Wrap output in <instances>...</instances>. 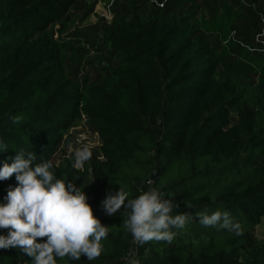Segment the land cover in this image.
Segmentation results:
<instances>
[{"label":"trees","instance_id":"16d2710c","mask_svg":"<svg viewBox=\"0 0 264 264\" xmlns=\"http://www.w3.org/2000/svg\"><path fill=\"white\" fill-rule=\"evenodd\" d=\"M77 2L0 0V139L9 147L0 153V165L21 149L35 152L36 162L40 156L50 160L58 135L69 126L66 117L74 110L47 70L53 56L43 34ZM234 22L224 12L203 18L201 26L227 41ZM127 27L115 39L132 52L94 96L103 161L92 167L91 205L109 235L95 261L65 257L57 264H128L132 256L137 264H264V244L254 238L264 217V92L229 78L217 82L209 46L187 39L185 24L175 17ZM15 175L0 181V203L17 185ZM118 183L129 198L150 187L165 199L174 193L180 207L173 215L189 213L191 219L174 230L171 243L140 245L122 226L123 207L112 216L101 209ZM217 210L230 212L242 234L204 227L195 218ZM30 259L14 248L0 249V264Z\"/></svg>","mask_w":264,"mask_h":264},{"label":"rangeland","instance_id":"374dc122","mask_svg":"<svg viewBox=\"0 0 264 264\" xmlns=\"http://www.w3.org/2000/svg\"><path fill=\"white\" fill-rule=\"evenodd\" d=\"M224 12L235 17L227 41L201 26L203 18L211 21ZM163 16L182 21L189 32L187 39L200 38L209 46L217 82L229 78L264 92V0H78L66 17L49 24L43 34L53 56L47 70L63 87V97L74 110L66 117L69 126L58 135L50 160L57 178L84 190L90 204L96 191L92 167L103 161V141L95 129V97L104 80L132 52L115 36L128 25ZM260 109L264 112V97ZM85 147L91 157L76 169L74 153ZM254 238L264 244V217L254 228ZM133 258L128 264H137Z\"/></svg>","mask_w":264,"mask_h":264},{"label":"clouds","instance_id":"9594fccd","mask_svg":"<svg viewBox=\"0 0 264 264\" xmlns=\"http://www.w3.org/2000/svg\"><path fill=\"white\" fill-rule=\"evenodd\" d=\"M20 117H13L14 123ZM9 149L0 139V153ZM14 150V149H13ZM15 155L0 165V181L15 175L17 185L9 186L4 202L0 203V249H16L30 257L31 264H57V259L67 257L70 261H95L102 253V239L109 235V227L94 215L85 191L75 183L57 178L51 160L33 151L14 150ZM91 157L85 147L74 153L73 167L80 169ZM119 184V183H118ZM115 192H108L101 201L103 212L112 216L123 211L122 226L131 233L134 241L143 245L149 241L171 243L174 230L184 229L191 219L189 213L173 215L180 207L174 203L176 195L165 199L156 187L129 198V192L119 184ZM187 207H191L190 205ZM204 227H217L235 235H241V225L228 211L197 212L195 218ZM46 237V240L39 238ZM131 264H136L132 261Z\"/></svg>","mask_w":264,"mask_h":264}]
</instances>
